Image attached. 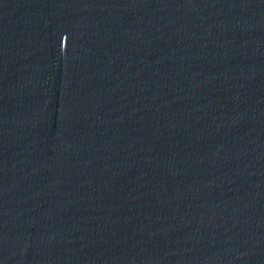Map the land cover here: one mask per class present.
Wrapping results in <instances>:
<instances>
[{
    "label": "water",
    "instance_id": "95a60500",
    "mask_svg": "<svg viewBox=\"0 0 264 264\" xmlns=\"http://www.w3.org/2000/svg\"><path fill=\"white\" fill-rule=\"evenodd\" d=\"M101 0H0V140Z\"/></svg>",
    "mask_w": 264,
    "mask_h": 264
}]
</instances>
